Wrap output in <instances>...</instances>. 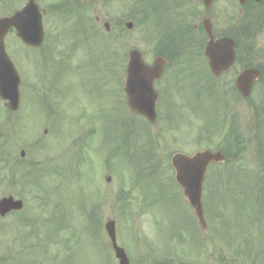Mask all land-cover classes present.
I'll return each instance as SVG.
<instances>
[{
	"label": "rangeland",
	"instance_id": "obj_1",
	"mask_svg": "<svg viewBox=\"0 0 264 264\" xmlns=\"http://www.w3.org/2000/svg\"><path fill=\"white\" fill-rule=\"evenodd\" d=\"M35 1L47 9L55 0ZM134 1L93 0L86 44L73 39L79 34L71 19L54 13H46L39 49L6 33L5 50L21 81L16 112L8 113L0 99L6 137L0 197L22 199L26 212L0 218V264H12L8 250L23 253L33 243L18 264H30L35 254L40 264H116L103 229L107 219L115 222L116 243L130 264H264V85L242 98L231 73L208 86L195 78L192 85L178 82L170 73L162 96L168 112L157 111L147 125L117 104L118 86L108 84L129 49L147 62L155 51L150 29L138 27L132 14ZM25 2L0 0V17ZM202 149L227 157L206 171L203 246L170 165L172 153Z\"/></svg>",
	"mask_w": 264,
	"mask_h": 264
},
{
	"label": "flooded vegetation",
	"instance_id": "obj_2",
	"mask_svg": "<svg viewBox=\"0 0 264 264\" xmlns=\"http://www.w3.org/2000/svg\"><path fill=\"white\" fill-rule=\"evenodd\" d=\"M92 2L93 0H55L47 9L41 6L39 11L43 20L48 16L46 13H57L62 17L72 16V29L79 34L72 37L77 39V43L86 44L91 41L89 26L95 11ZM132 14L140 22L138 27L145 26L152 34L155 51L149 61L145 58L144 62L151 65L157 60L161 67L159 78L152 82L157 94L156 111L167 108L166 100L162 96L167 94L166 75L170 73L180 82L195 78L208 86V81L213 76L204 48L210 37L213 41L221 37L230 38L234 43L235 53L232 66L212 79L217 80L222 75L231 73L234 86L235 79L242 70L257 67L264 71V0H135ZM94 19L99 21L97 16ZM122 22L125 25V21ZM103 28L109 32L110 25L103 22ZM117 32L123 35L124 30L119 27ZM140 53L143 58L141 51ZM255 61L260 62L255 65ZM126 62L120 57L116 60V71L111 73L110 79L118 86L117 104L129 109L124 93ZM261 79L264 84V76L259 80ZM21 211H12L7 215L12 216ZM12 245L13 242L10 243ZM11 256L13 259V253ZM17 257L20 258L19 262L23 261L20 252Z\"/></svg>",
	"mask_w": 264,
	"mask_h": 264
},
{
	"label": "water",
	"instance_id": "obj_3",
	"mask_svg": "<svg viewBox=\"0 0 264 264\" xmlns=\"http://www.w3.org/2000/svg\"><path fill=\"white\" fill-rule=\"evenodd\" d=\"M11 26L15 27L17 35L25 43L29 45H39L41 43L43 32L40 13L33 0H29L23 8L16 11L11 17L0 18V98L7 101L10 110H16L19 102V77L4 50L3 44L4 35ZM206 55L211 71L218 75L230 66L234 60L232 42L227 38L215 42L209 41L206 46ZM126 72L125 89L130 108L153 122L156 95L152 90L151 83L153 78L158 77L159 69L155 68V64L152 67L145 66L139 52L132 50L129 52ZM256 76L257 72L252 70L243 71L238 75L236 86L243 96L249 94L250 86ZM211 160L220 162L224 160V157L219 152L211 153L206 150L196 152L191 156L175 153L171 157L175 179L182 187L184 196L194 208L202 226L204 221L200 200L201 188L206 166ZM19 207L20 202L13 201L11 197L0 199L1 215H4L10 209ZM105 230L115 257L118 259V264H129L124 250L116 245L114 222L108 221L105 224Z\"/></svg>",
	"mask_w": 264,
	"mask_h": 264
}]
</instances>
